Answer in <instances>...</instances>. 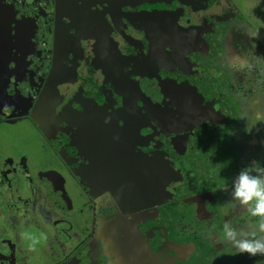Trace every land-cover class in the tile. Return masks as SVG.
I'll return each mask as SVG.
<instances>
[{"label": "flooded vegetation", "instance_id": "flooded-vegetation-1", "mask_svg": "<svg viewBox=\"0 0 264 264\" xmlns=\"http://www.w3.org/2000/svg\"><path fill=\"white\" fill-rule=\"evenodd\" d=\"M243 1L0 0V184L17 174L40 191L62 185L46 186L38 207L44 221L70 226L67 241L41 247L43 264H104L103 246L119 264L235 262L214 260L187 224L210 227L208 204L236 205L213 190L231 189L264 147L255 126L246 130L247 61L264 32L258 0ZM19 125L37 136L39 165L14 154ZM220 157L231 173L218 183ZM237 212L240 229L258 224Z\"/></svg>", "mask_w": 264, "mask_h": 264}, {"label": "rangeland", "instance_id": "rangeland-1", "mask_svg": "<svg viewBox=\"0 0 264 264\" xmlns=\"http://www.w3.org/2000/svg\"><path fill=\"white\" fill-rule=\"evenodd\" d=\"M245 3V4H244ZM246 3H248V0L243 1V3H240V5L245 6ZM258 3L260 5V8L258 9V12H255L254 19L257 22L258 21V27H260V32H264V24L262 25V22L260 21V17L264 14V0H258ZM257 41L258 44L255 45V52L256 56L248 59L247 65H248V71L249 75L252 79L251 82H249L250 91L252 94L250 95L252 97V106H253V112H254V123L259 120H264V37H260L257 35ZM25 125H19L18 129L24 130L23 132H20L19 140L15 144L17 146L15 147L16 150L14 154H18L22 157V155H25L26 159H29L28 164H32V161L34 160L38 162L41 161L40 159V152L38 145L36 144V135L31 132L30 129H24ZM256 127V135L253 136V139L255 141H259L263 144L264 141V122H259L255 125ZM18 132V131H17ZM15 146V145H14ZM256 153H260L261 158L259 162L261 167H264V147L260 149V151H257ZM23 158V157H22ZM216 162L218 160H215L211 158V161L209 162ZM37 164V163H36ZM231 165V159L230 158H224L223 161H221V157L219 161L217 162V165H215L216 172L220 175L219 182L221 183L226 176L230 175L231 171H226L225 168L227 166ZM223 168V171L221 170ZM39 171V170H37ZM35 171V173L37 172ZM43 171V170H42ZM226 171V173H225ZM45 176L50 177L53 176L52 174L46 172L44 173ZM55 178V176L53 177ZM15 185H1L0 184V264H27V257L29 258L30 264H34L36 259L43 264L46 257L49 256V253L47 254V250L50 248L48 247V243L50 241L51 244H54V239L61 238L68 240V237L66 236V230L64 227L67 225V228L70 226L66 223V221H60L57 220L55 223H51L48 221H44L43 217H41L42 212L40 210V206L38 207V203L43 201V195L48 191L47 187L51 186L54 188H58L61 191L62 185H40L41 191L39 190V186L36 188H33V182L26 181V176L23 175H15ZM38 182L40 181L38 177ZM58 180V178H57ZM41 182V181H40ZM47 186V187H46ZM64 186V185H63ZM67 186V185H66ZM219 187L221 185H212ZM70 188V186H69ZM159 188V185H158ZM168 190V189H167ZM230 188H222V189H215L214 195L218 198V200H224L228 199L227 196L230 194ZM56 191V190H55ZM65 191V187H64ZM46 195V194H45ZM161 196L164 198H168L171 196L167 191H164ZM37 199L36 203H32L33 199ZM217 200V201H218ZM229 202V200H227ZM217 203V202H216ZM208 204V209L213 213L212 218V224L209 226L202 223H198L195 225H192L191 223L187 224L188 229L195 233V235L202 237L201 235L205 236V239L207 241L206 244L208 245L209 249L213 251L212 257L215 260V256H218L219 253H223L224 256L227 255V257L231 256V260L235 261L232 264H264V256L256 255V256H249L247 253L238 254L236 253L235 249L233 248L232 244L227 242L225 240V232L222 229L224 228L223 222H230L231 226L235 225V228L240 229L236 220L238 218L239 213L237 212V209H243L244 212L247 213L246 209L244 207H241L239 205V202L237 201V204L233 207H224L221 208L217 204ZM48 207H52L53 205L48 204ZM55 207V206H54ZM14 210V212H13ZM54 214L57 213V209L54 208ZM242 213V211H241ZM259 220V219H258ZM258 220L256 221L258 223ZM246 222V221H245ZM250 222V220H249ZM251 222H254V219H252ZM16 223H19V232L16 234L15 228L17 225ZM236 223V224H235ZM247 224V223H246ZM40 226V227H39ZM43 226V228H41ZM240 226H243V224H240ZM233 227V226H232ZM60 228V232H58L56 229ZM72 228V227H71ZM44 229L47 231V233L44 231ZM71 231V230H70ZM188 231V232H190ZM196 231V232H195ZM22 233H30L36 236H39L41 233L46 234L47 239L42 240L40 244L36 246L35 251H28V243L29 241L22 239L21 234ZM193 233V234H194ZM203 233V234H202ZM188 235V234H187ZM48 241L46 244L45 249H41L43 245ZM164 245H160L157 243L156 250L162 254H164L168 247ZM176 244L170 242L169 247L176 249ZM186 249L187 247L184 246ZM201 248V247H200ZM174 249V250H175ZM202 250H205L206 247L203 246L201 248ZM100 250L102 251V261L104 264H119V257H117L116 250L113 249V247H107L103 246L100 247ZM173 250V249H172ZM171 250V251H172ZM177 250V249H176ZM44 255V257L42 256ZM239 256V257H237ZM226 257V258H227ZM44 258V261L42 260ZM195 258V257H194ZM194 258L187 259V261L191 262L192 264H195L193 261ZM224 258V260L226 259ZM237 258V259H236ZM41 260V261H40ZM93 261H95V257L93 258ZM168 261V260H167ZM169 259V264H177L178 262ZM153 264H165L166 260L165 258L162 259H154L150 260ZM216 262V261H215ZM219 264H229V262L225 261H218ZM231 263V262H230ZM188 264V263H187ZM209 264H215L214 262H210Z\"/></svg>", "mask_w": 264, "mask_h": 264}, {"label": "clouds", "instance_id": "clouds-1", "mask_svg": "<svg viewBox=\"0 0 264 264\" xmlns=\"http://www.w3.org/2000/svg\"><path fill=\"white\" fill-rule=\"evenodd\" d=\"M259 122L264 120L249 122L250 127L246 130L250 131L251 126ZM230 196L252 217H258L259 220L251 231L233 228L230 222H225V240L232 244L236 253L264 256V167H261L259 162L253 161L252 165L242 169L233 181ZM21 236L22 239L29 241L28 251H35L36 246L47 239L44 233L39 236L22 233Z\"/></svg>", "mask_w": 264, "mask_h": 264}]
</instances>
